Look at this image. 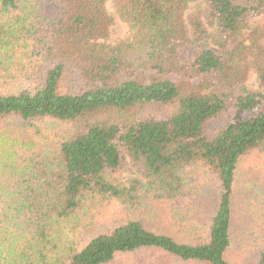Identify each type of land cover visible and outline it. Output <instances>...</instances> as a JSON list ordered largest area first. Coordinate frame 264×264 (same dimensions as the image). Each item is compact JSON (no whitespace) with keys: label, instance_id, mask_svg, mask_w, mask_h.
I'll list each match as a JSON object with an SVG mask.
<instances>
[{"label":"trees","instance_id":"1","mask_svg":"<svg viewBox=\"0 0 264 264\" xmlns=\"http://www.w3.org/2000/svg\"><path fill=\"white\" fill-rule=\"evenodd\" d=\"M46 2L0 0V264H264V0Z\"/></svg>","mask_w":264,"mask_h":264},{"label":"rangeland","instance_id":"2","mask_svg":"<svg viewBox=\"0 0 264 264\" xmlns=\"http://www.w3.org/2000/svg\"><path fill=\"white\" fill-rule=\"evenodd\" d=\"M53 7H54V3L52 2V0H47V2L45 3V6H44L46 11H48V12L52 11L54 9ZM124 31H125L124 24L118 18H115L114 25L111 28V37L113 39L120 38V37L123 36ZM191 52H192V48L188 47L187 48V53L189 54ZM255 84H256V81H255L254 77H251V79L249 80V85L255 86ZM17 138L20 141H23L25 139H27V140H29V139L37 140V138L31 133L30 130H25L23 132H19V135H18ZM18 153H19L20 156H25L26 155V151H24V150H19ZM242 168H243V170H245L244 166H242ZM129 169H130L129 165L126 166L125 170H123V172L120 173V175L122 177L128 176L130 174ZM108 209L110 211L114 212L116 208L110 206V207H108ZM143 253L145 254L146 257L149 255V253H147V252H143Z\"/></svg>","mask_w":264,"mask_h":264}]
</instances>
